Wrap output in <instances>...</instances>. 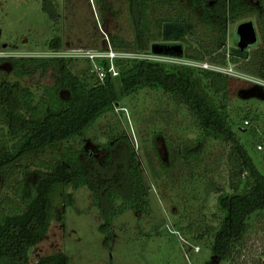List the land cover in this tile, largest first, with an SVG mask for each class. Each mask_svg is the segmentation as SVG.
Here are the masks:
<instances>
[{"label":"trees","instance_id":"obj_1","mask_svg":"<svg viewBox=\"0 0 264 264\" xmlns=\"http://www.w3.org/2000/svg\"><path fill=\"white\" fill-rule=\"evenodd\" d=\"M96 1L103 14L104 1ZM186 3L188 9L183 8ZM129 7L134 40L124 41L111 35V47L146 50L150 41L162 39L166 41L162 45L168 48L166 54L184 55L198 62H230L242 70L249 69L244 63L249 62L253 72L264 77V0H129ZM42 9L51 19L55 18L51 0H42ZM250 16L259 24L262 44L251 51L226 48L227 21ZM188 36L197 46L183 49L179 42ZM177 45L181 52L175 49ZM47 46L53 51L60 49V37H52ZM3 60L10 65L8 72L18 79L38 72L43 75L48 68L54 69L55 79L37 91L0 79V191L4 187L13 195L2 197L0 192V264H68V257L62 252L35 263L28 259L30 249L46 234L54 218L55 195L65 188L86 186L101 206L105 222L102 226L107 228L115 216L127 210L148 209L143 177L125 135L114 143L127 144L126 162L113 164L108 153L105 164L100 166L82 149L62 146L65 141L82 137L123 96L146 88L161 90L177 106H184L204 139L211 137L229 145L231 192L216 189L218 226H205L195 238L202 239L207 234L211 237V257L202 264L235 263L245 245L250 217L264 212V172L250 154L263 137H258L252 127L248 131L255 142L242 141L240 132L244 131L235 127L227 110L228 98L251 83L200 67L134 58L116 60L117 77L110 72L108 61H99L103 80L97 79L89 86L74 74L71 60L65 57L10 56ZM245 120H250L248 115L243 117ZM200 141L196 139V148L184 153L183 159L199 156L203 146ZM105 147L110 149L112 144ZM46 153L52 154L48 160L44 158ZM160 165L167 171L166 166ZM63 203H72L71 192L65 194Z\"/></svg>","mask_w":264,"mask_h":264},{"label":"rangeland","instance_id":"obj_2","mask_svg":"<svg viewBox=\"0 0 264 264\" xmlns=\"http://www.w3.org/2000/svg\"><path fill=\"white\" fill-rule=\"evenodd\" d=\"M51 1L54 19L42 9V0H0V52L5 55L0 56V79L17 82L34 91L42 85H51L55 79L53 68H48L43 75L38 72L18 79L8 72L10 65L3 59L8 55L50 57L56 52L71 60L74 74L87 85H93L97 74L92 62L88 57L71 53L70 49H83L84 53H103L110 49L126 53L128 57L106 60L114 77L119 71L117 59L126 61L139 56L138 59L167 64L194 61L184 55L153 53L152 45L166 43L162 39L150 41L146 50L111 47V35L122 37L124 41L134 40L129 0H103V14L96 0ZM188 6L186 3L183 8L188 9ZM244 20L254 22L258 35L257 43L247 50L262 44L259 24L250 16L227 21L226 48H236V27ZM55 35L60 37L61 48L53 51L47 43ZM179 43L183 49L187 45L197 46L190 36ZM244 63L248 64V70L238 68V64H226L231 77L251 83L238 95L228 98L227 110L235 127L244 131L240 132L241 140L253 143L255 138L248 129L253 127L258 137H264V77L253 72L249 62ZM117 85L120 88L118 82ZM245 115L250 118L247 124L243 121ZM122 135L126 136L136 156L147 192L148 209L144 212L127 210L115 216L107 228L102 226L105 222L101 206L86 186L65 188L55 195L54 218L46 234L30 249V263L56 252L64 253L68 264H202L210 259V234L202 239L195 236L207 225L218 226L219 218L215 215H218L219 191L216 189L231 192L227 165L229 145L211 137L204 139L184 106H177L161 90L146 88L123 96L115 108L99 117L82 137L65 141L62 146L82 149L100 166L105 164L108 153L113 164L126 162L127 144L114 143ZM198 138L203 143L199 156L183 159L184 153L196 148ZM106 144L112 147L107 149ZM250 154L264 172L263 156L252 148ZM51 156L46 153L44 158L48 160ZM0 192H3L2 197H13L4 187ZM67 192L72 193V203L64 206ZM5 203L7 206L8 202ZM249 222L245 245L234 264H264V212L253 215Z\"/></svg>","mask_w":264,"mask_h":264},{"label":"built area","instance_id":"obj_3","mask_svg":"<svg viewBox=\"0 0 264 264\" xmlns=\"http://www.w3.org/2000/svg\"><path fill=\"white\" fill-rule=\"evenodd\" d=\"M71 53H76V55L79 56H83V57H88V59H90V61L92 62L94 68H95V72L97 74V79L99 81L103 80L104 77V71L102 70V68L100 66H98V62L101 60H111L113 58H122V57H128V55L126 53H120V52H115L112 49H110L107 52H103V53H99V52H93L92 53H84L83 49H70ZM54 54L56 55H51V56H59V57H67L63 54H57L56 52H54ZM0 56H5L3 54V52H0ZM50 56V57H51ZM7 57H10L9 55ZM133 58H139V56H133ZM141 58V57H140ZM181 64L184 65H190V66H194V67H200V68H204V69H209V70H213V71H217L223 74H227L229 76H231V72H227V66L226 64H219V63H212V62H198V61H184L181 62ZM245 124H247L249 121L245 120L244 121ZM256 151H258L262 156H264V137L261 141H259L258 143H256Z\"/></svg>","mask_w":264,"mask_h":264},{"label":"water","instance_id":"obj_4","mask_svg":"<svg viewBox=\"0 0 264 264\" xmlns=\"http://www.w3.org/2000/svg\"><path fill=\"white\" fill-rule=\"evenodd\" d=\"M258 35L256 27L252 20H244L240 22L235 31L236 48L239 51H245L252 45L257 43ZM177 51L181 52V46L175 47ZM153 53H167L168 48L162 44H154L151 48Z\"/></svg>","mask_w":264,"mask_h":264}]
</instances>
